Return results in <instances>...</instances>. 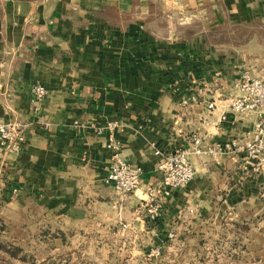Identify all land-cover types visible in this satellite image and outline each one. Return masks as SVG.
Here are the masks:
<instances>
[{
	"label": "crops",
	"instance_id": "1",
	"mask_svg": "<svg viewBox=\"0 0 264 264\" xmlns=\"http://www.w3.org/2000/svg\"><path fill=\"white\" fill-rule=\"evenodd\" d=\"M218 23L264 30V0H0V122L24 133L19 151L0 157V207L40 209L64 231L148 239L182 229L184 210L206 220L260 202L264 168H243L242 154L189 155L192 180L161 189L158 219L145 212L146 189L160 181L155 152L188 149L193 136L203 147L250 138L254 115L219 122L243 69L216 55ZM189 96L198 100L180 104ZM110 144L142 169L125 197L104 183Z\"/></svg>",
	"mask_w": 264,
	"mask_h": 264
},
{
	"label": "rangeland",
	"instance_id": "2",
	"mask_svg": "<svg viewBox=\"0 0 264 264\" xmlns=\"http://www.w3.org/2000/svg\"><path fill=\"white\" fill-rule=\"evenodd\" d=\"M215 41L218 57L264 78L263 27L218 23ZM262 192L261 201L250 208L212 210L206 220L194 221V214L184 210L182 229L148 239L132 230L105 235L95 227L64 231L40 209L16 213L1 206L0 264H264Z\"/></svg>",
	"mask_w": 264,
	"mask_h": 264
},
{
	"label": "built area",
	"instance_id": "3",
	"mask_svg": "<svg viewBox=\"0 0 264 264\" xmlns=\"http://www.w3.org/2000/svg\"><path fill=\"white\" fill-rule=\"evenodd\" d=\"M236 94L220 106L219 122L226 120L228 115H254L250 138L244 143L235 140H227L216 143L212 146H202V139L193 136L191 146L188 149H181L172 153L159 156L156 169L160 174V181L157 187L146 189V216L150 221L156 220L160 210V203L157 196L162 188L181 189L184 188L193 178L194 169L188 160L189 155L205 156L212 159L218 158L222 153L244 155V167L252 173L260 172L264 168V83L263 80L248 70H243L238 74L232 84ZM36 101L41 100L45 95L43 87L36 85L31 91ZM196 96L181 97L180 104L186 105L188 102H196ZM208 111L216 108L213 101L206 102ZM113 124H106L104 128H95V134H100L104 129L112 130ZM23 125L19 122H0V157L5 154H15L19 151L24 141ZM112 151L111 162L109 164L104 183L119 197L132 194L139 188L140 175L142 169L139 166L123 162L118 156L116 144H110ZM15 190H12L14 194ZM188 213H192L188 210ZM167 234L166 238H171ZM153 253V252H152ZM157 255V251L153 253Z\"/></svg>",
	"mask_w": 264,
	"mask_h": 264
},
{
	"label": "trees",
	"instance_id": "4",
	"mask_svg": "<svg viewBox=\"0 0 264 264\" xmlns=\"http://www.w3.org/2000/svg\"><path fill=\"white\" fill-rule=\"evenodd\" d=\"M10 256H11V257H14V253H11Z\"/></svg>",
	"mask_w": 264,
	"mask_h": 264
}]
</instances>
